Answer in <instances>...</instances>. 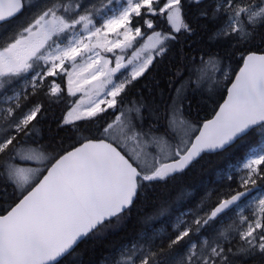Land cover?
<instances>
[{
	"label": "snow or ice",
	"instance_id": "obj_1",
	"mask_svg": "<svg viewBox=\"0 0 264 264\" xmlns=\"http://www.w3.org/2000/svg\"><path fill=\"white\" fill-rule=\"evenodd\" d=\"M26 11L0 37V201L15 197L0 210V264H83L82 244L230 150L236 163L214 181L226 191L177 209L170 231L153 226L175 202L161 204L103 264H264V0H0V31ZM182 42L167 102L131 97ZM221 86L212 119L186 118L190 96ZM65 93L82 95L58 123L73 143L54 152L38 125Z\"/></svg>",
	"mask_w": 264,
	"mask_h": 264
},
{
	"label": "trees",
	"instance_id": "obj_2",
	"mask_svg": "<svg viewBox=\"0 0 264 264\" xmlns=\"http://www.w3.org/2000/svg\"><path fill=\"white\" fill-rule=\"evenodd\" d=\"M24 13L11 20L8 25L18 21ZM167 28L168 26L162 21H157V30L166 31ZM182 46L183 42L181 45L175 46L172 52L162 62L156 64L154 70L150 69L149 72L145 74L147 78H140L130 90L129 95L135 98L136 93L142 92L145 97H149L151 93L152 95L149 98L154 99L157 104L162 106L163 103L167 102L168 97L172 94L171 89L176 86L168 83L169 79H175V77L171 75L172 72L176 71L178 68L183 69L184 65L187 63V61L182 60L177 54V49ZM254 47L257 49L264 47V43L258 38L255 41ZM187 51L188 49L185 48V52ZM193 55H195V53H193ZM231 64L232 67L238 71V68L242 66L239 56L234 57L231 60ZM57 83H61L62 88L66 87V78L64 82L57 79ZM225 95L226 92L221 86L220 88H206L203 93L190 96L191 107L186 109V118L197 125L202 124L205 120L214 115ZM161 97H163V100ZM41 98L42 97H37L36 99ZM125 99L127 100V97H125ZM72 102L71 98L65 93L63 102L50 107L47 114L38 125L40 135L43 137L41 142L50 145V151H61L63 148H67L73 143V141L69 139L71 133L67 128H58V123L66 114ZM112 112L109 111L105 119L111 121V119H113ZM239 155L240 153L231 154V150L228 153L221 151L204 154L195 169L185 175L181 180L170 182L167 186H160L157 195L152 197L149 202L137 204L132 210L130 222L126 223L119 231L114 234L111 232L106 233L102 238H97L86 244H82L78 251L83 254V264H103L106 257L110 259L116 245L122 240L134 238L135 232L141 227L139 220L146 215L152 214L157 207L165 202L175 203H172V208L168 215L160 217L155 222L160 223V229L163 228L170 231V226L174 222L175 215L179 214L177 209H179V211L194 209L198 201L211 189H219L221 192L227 190V181L223 184H217L214 183V181L217 180L216 177L218 178L220 170L226 169L229 164L236 163ZM231 186L236 187L235 183ZM182 191L189 192L191 195L187 196L182 201H177V197ZM9 193H11V189H9ZM14 199L15 197L10 196L5 201H0V210H2L5 203H10Z\"/></svg>",
	"mask_w": 264,
	"mask_h": 264
},
{
	"label": "rangeland",
	"instance_id": "obj_3",
	"mask_svg": "<svg viewBox=\"0 0 264 264\" xmlns=\"http://www.w3.org/2000/svg\"><path fill=\"white\" fill-rule=\"evenodd\" d=\"M29 15H30V13L26 11L24 13V15L18 19V21L13 22L12 24L8 25L7 31H0V37H3L5 35L10 34L11 32H13L17 28V26H19L21 24H26L27 18L29 17ZM142 30H143V28H142ZM128 55H130V52L128 53ZM112 66H114V64ZM119 75L120 74L118 73L117 76H119ZM80 95H82V93H77V96L76 97H70V98H71L72 101H74V100L78 99ZM109 111L112 112L114 110H109ZM216 179H217V177H216ZM211 190H213V189H211ZM214 199H215V197L213 196L211 198V200H214ZM211 200H209L208 203H211ZM200 201H201V199L198 201L197 205L200 203ZM245 214L247 215L248 212L246 211ZM249 264H252V262H249Z\"/></svg>",
	"mask_w": 264,
	"mask_h": 264
},
{
	"label": "bare ground",
	"instance_id": "obj_4",
	"mask_svg": "<svg viewBox=\"0 0 264 264\" xmlns=\"http://www.w3.org/2000/svg\"><path fill=\"white\" fill-rule=\"evenodd\" d=\"M155 228L160 229V223L159 222H155V224L153 225ZM163 229V228H162Z\"/></svg>",
	"mask_w": 264,
	"mask_h": 264
},
{
	"label": "water",
	"instance_id": "obj_5",
	"mask_svg": "<svg viewBox=\"0 0 264 264\" xmlns=\"http://www.w3.org/2000/svg\"><path fill=\"white\" fill-rule=\"evenodd\" d=\"M229 86H230V85H229ZM225 98H226V95H225ZM221 103H223V101H222ZM221 103H220V104H221ZM216 111H218V109H217ZM214 114H215V113H214ZM213 116H214V115H213ZM213 116H212V117H210V118H209V119H207V120H210V119H212V118H213ZM205 121H206V120H205ZM205 121H204V122H205Z\"/></svg>",
	"mask_w": 264,
	"mask_h": 264
}]
</instances>
